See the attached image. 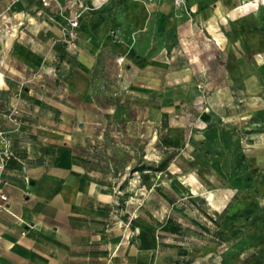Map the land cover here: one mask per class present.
<instances>
[{
  "label": "rangeland",
  "instance_id": "obj_1",
  "mask_svg": "<svg viewBox=\"0 0 264 264\" xmlns=\"http://www.w3.org/2000/svg\"><path fill=\"white\" fill-rule=\"evenodd\" d=\"M0 77L37 208L110 255L264 264V0H0Z\"/></svg>",
  "mask_w": 264,
  "mask_h": 264
},
{
  "label": "crops",
  "instance_id": "obj_2",
  "mask_svg": "<svg viewBox=\"0 0 264 264\" xmlns=\"http://www.w3.org/2000/svg\"><path fill=\"white\" fill-rule=\"evenodd\" d=\"M210 24L217 31L216 22L210 20ZM218 40L222 38L219 36ZM8 91L10 85L0 77V104L9 102L4 100ZM36 146L33 141L22 145L23 155L32 158L28 167L32 183L39 170L35 165ZM10 164L7 158L5 168H0L4 179L0 180V194L8 196L7 200H0L5 204L0 206V264H155L153 247L123 245L110 255L104 246L92 245L90 227L85 223L89 214L84 211L37 208V199L26 195L34 186L31 184L30 188L25 178L13 176Z\"/></svg>",
  "mask_w": 264,
  "mask_h": 264
},
{
  "label": "built area",
  "instance_id": "obj_3",
  "mask_svg": "<svg viewBox=\"0 0 264 264\" xmlns=\"http://www.w3.org/2000/svg\"><path fill=\"white\" fill-rule=\"evenodd\" d=\"M178 2H183V0H177ZM73 25H77L78 21L74 20ZM0 137L2 140V146L0 148V157H1V161H0V168L4 169L6 166V159L11 157L12 155V151H11V139L9 138V136L7 135V133L4 130L0 129ZM8 196L4 193L0 194V200H7ZM5 204L3 202L0 201V206H4Z\"/></svg>",
  "mask_w": 264,
  "mask_h": 264
}]
</instances>
